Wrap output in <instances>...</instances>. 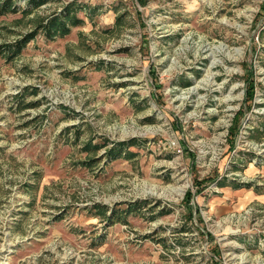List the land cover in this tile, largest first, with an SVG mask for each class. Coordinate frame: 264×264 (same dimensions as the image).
Segmentation results:
<instances>
[{
    "label": "rangeland",
    "instance_id": "1",
    "mask_svg": "<svg viewBox=\"0 0 264 264\" xmlns=\"http://www.w3.org/2000/svg\"><path fill=\"white\" fill-rule=\"evenodd\" d=\"M32 1L0 46L84 24L0 56V264H264V0Z\"/></svg>",
    "mask_w": 264,
    "mask_h": 264
},
{
    "label": "trees",
    "instance_id": "2",
    "mask_svg": "<svg viewBox=\"0 0 264 264\" xmlns=\"http://www.w3.org/2000/svg\"><path fill=\"white\" fill-rule=\"evenodd\" d=\"M32 1V0H31ZM36 0H33L34 2ZM44 0H38V3H42ZM78 5L75 1L69 2L62 6L59 12H54L50 16L42 19L37 23L34 31L30 33H26L21 35V37L14 42L6 43L0 46V56L7 59L12 60L13 58L20 55L22 50L25 48L26 44L33 40L37 33L41 32L46 40H53L56 36H65L69 34L71 28L79 27L84 24V20L77 16ZM17 7L15 6V0H0V17L7 14H13L17 12ZM239 115L234 120V127L230 131V137L235 136L236 129L238 128ZM230 143L233 145V138L229 139ZM139 142L137 140H131L129 142H118V143H105L102 147L105 149L104 158L109 162L115 161L119 158L130 159L133 156L128 149L130 147L139 146ZM87 148H93L97 150L98 145H86ZM91 150V149H90ZM190 197V192L187 194L186 198ZM141 205L140 202L136 201L131 204L124 205V208L118 209L116 211H111L112 215H107L106 220L109 222H124L125 218L130 215H136L141 212V210L145 207ZM100 212H106L105 207L97 206L95 207Z\"/></svg>",
    "mask_w": 264,
    "mask_h": 264
}]
</instances>
